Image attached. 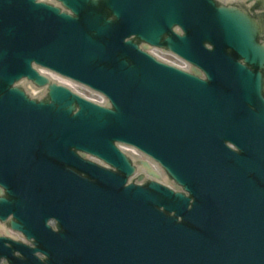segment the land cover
Here are the masks:
<instances>
[{
    "label": "water",
    "instance_id": "95a60500",
    "mask_svg": "<svg viewBox=\"0 0 264 264\" xmlns=\"http://www.w3.org/2000/svg\"><path fill=\"white\" fill-rule=\"evenodd\" d=\"M55 1L0 0V223L27 242L0 236V260L264 264V16L216 0ZM117 145L162 184L146 163L151 179L129 183Z\"/></svg>",
    "mask_w": 264,
    "mask_h": 264
},
{
    "label": "rangeland",
    "instance_id": "374dc122",
    "mask_svg": "<svg viewBox=\"0 0 264 264\" xmlns=\"http://www.w3.org/2000/svg\"><path fill=\"white\" fill-rule=\"evenodd\" d=\"M78 91H79L81 94H83V95H85L86 97H88V98L95 99V100H96V98H97V97H95V96H93V95H90L89 93H87V92L84 91V90H80V89H78Z\"/></svg>",
    "mask_w": 264,
    "mask_h": 264
}]
</instances>
